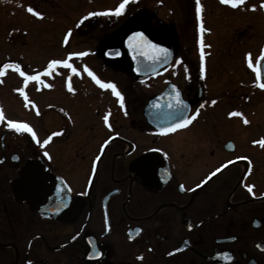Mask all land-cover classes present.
<instances>
[{
	"label": "flooded vegetation",
	"instance_id": "1",
	"mask_svg": "<svg viewBox=\"0 0 264 264\" xmlns=\"http://www.w3.org/2000/svg\"><path fill=\"white\" fill-rule=\"evenodd\" d=\"M77 1L82 6L74 24L36 26L33 21L43 18L27 8L52 14L47 0H0V15L11 16L0 29L17 37L11 40L15 47L41 42L65 49L75 40L76 46L95 42L101 49L120 45V33L135 27L170 55L157 70L134 75L122 52H100L104 64L118 57L125 74L118 79L83 65L86 55L71 57L75 73L54 66L45 74L50 60L83 51L50 52L37 70L23 62V53V60L0 61V67L18 64L28 76L39 74V82L25 85V77L6 69L13 81L0 93V264H264V147L253 143L264 139V89L247 55L255 67L264 49V0H244L235 8L200 0L199 20L196 0H129L119 16L103 13L122 0ZM85 67L116 85L123 107ZM0 80L5 84L4 76ZM122 81L129 85L125 90ZM168 86L185 105L176 107L171 124L195 118L161 134L158 126L167 121L147 119L145 108ZM149 87L155 88L150 94ZM9 119L27 123L36 139L8 128Z\"/></svg>",
	"mask_w": 264,
	"mask_h": 264
},
{
	"label": "snow or ice",
	"instance_id": "2",
	"mask_svg": "<svg viewBox=\"0 0 264 264\" xmlns=\"http://www.w3.org/2000/svg\"><path fill=\"white\" fill-rule=\"evenodd\" d=\"M222 4L230 5L232 7H237L239 5H242L244 3V0H220ZM129 3V0H122V2L114 9L110 10L109 12H105L103 14H114V15H121L122 11L125 9L126 5ZM255 7V6H253ZM261 7H264V3L261 4ZM27 11L37 18H42V14L40 12L35 11L31 6L27 8ZM201 11H202V6L200 3V0H196V16L197 19L199 20L201 18ZM97 13H88L89 16L96 15ZM201 30L203 31V26L201 24ZM137 36H143L142 33H133L132 36L129 37V47L133 52H138L140 56L144 57L145 59L153 62H157L160 59L164 58L166 59L167 57V49L161 48L159 45L153 44L151 41H146L143 43H137L133 44L132 41L134 40L135 37ZM68 42V36L66 35L64 38V43ZM86 53H69L68 58L66 59H52L48 62L47 68L45 69V74H51L49 70L53 69L54 66H63L64 68L71 69L72 72H76L77 69L73 66L72 63H70V59L73 56H83ZM248 55V67L253 69V71L256 72V78H257V84L261 89H264V83H260V78L262 74V68H261V61L264 60V49L261 50L260 57L257 58L256 60V66L254 67L252 61H251V54ZM200 60H201V65H200V73L201 76L204 74V53L201 51L200 55ZM12 68L16 72L19 73L20 76L25 77L24 83L27 85V83L30 80H36L39 82V74L34 75V76H28L26 75L25 72L21 71L20 66L18 64H9V63H4L2 67H0V76L5 75V70ZM84 71L88 73L89 76L92 77V79L96 82L97 85H99L103 89H111L112 93L118 98L121 106L123 107V96L121 93L117 90L116 85L113 83H105L102 80H100L98 77L95 76L94 73L91 72L87 67H85ZM0 83H3L2 80H0ZM51 87V85H49ZM68 90L69 91H74L72 88L71 84H68ZM15 91H18L23 97L25 101H28L27 95H25L23 88L16 89ZM213 104L216 103V101H212ZM27 103L25 104V107H27ZM177 107L178 109H183L185 107L183 101L180 99L179 93H176L175 96V104H169V107ZM203 107V105H201ZM199 112V109H197V114ZM240 115V113H230V115ZM195 118V116L192 117H184V118H178L177 121L174 124L169 125L167 129H161V134H166L167 132H174L178 128H183L186 127L187 124H190L192 120ZM105 122L107 123L108 117H104ZM5 121V114L2 109H0V123ZM244 123L247 124L248 121L245 119ZM6 126L10 129H14L15 132L17 133H29L32 135L33 139H36V134L33 131V129L24 122H17L13 120H7ZM51 139V137H49ZM44 144L48 143V140H45L43 142ZM253 143H259L261 147H264V139L260 140L259 142L254 141ZM105 144H107V141H105ZM45 156L48 155L47 152L44 153ZM99 159V157H97ZM247 159V158H245ZM231 163V161H229ZM223 167V166H222ZM221 169L217 168L215 171L219 172ZM215 173H213L214 175ZM248 191L251 193L252 192V186H247ZM131 238V237H130ZM98 254V253H97Z\"/></svg>",
	"mask_w": 264,
	"mask_h": 264
},
{
	"label": "rangeland",
	"instance_id": "3",
	"mask_svg": "<svg viewBox=\"0 0 264 264\" xmlns=\"http://www.w3.org/2000/svg\"><path fill=\"white\" fill-rule=\"evenodd\" d=\"M78 6H82V3L80 1L77 0H47L46 4H44V7L52 9V11L54 12L57 8H63L65 10L66 16H58L57 14L50 13L51 11H47V15L45 14V16H43L42 20L40 21H36L34 23H37L36 26L42 24V23H49V24H59V23H63L64 20L67 24H74L76 19L79 17V13L76 12V9H78ZM98 6V5H97ZM135 6L131 5V8L134 9ZM128 8H130V5L128 6ZM21 9V8H20ZM50 13V15H48ZM137 13V12H136ZM181 13V12H179ZM178 13V14H179ZM178 14H176V16H173V14L171 15V17H178ZM166 16V15H165ZM36 17V16H35ZM155 13L154 16H151V18H155ZM168 17V16H167ZM11 16L8 15V13H4V16L0 15V28L5 27V24H8L9 20H10ZM37 18V17H36ZM126 18V17H125ZM166 18V17H164ZM75 19V20H74ZM135 20H140L135 19ZM141 21V20H140ZM59 22V23H58ZM27 24V23H24ZM149 27H152L149 25ZM182 27V30L185 31V27L183 25L179 26V29ZM6 29V28H4ZM187 31H189V28L186 29ZM184 33V32H183ZM8 33L6 32V30L1 31L0 29V40H3V46L4 47H0V61L3 59H13V58H20V60L23 57V54L25 55V57H27V59L25 58V60L23 61L28 62L26 63V65H34L36 70L38 68L43 67L44 65V59L45 57L49 56L50 52H52V54L55 51L64 53V52H76V51H83L84 53H86V58L84 59L83 65L85 66H91V65H95L96 67L99 68V71H104L107 72V74H111V76H115L116 79L118 78H125V74H123V68L120 67L118 65V57L114 58V62L112 64H104L103 60L105 57H102V55L100 54V49L97 46V44L95 42L94 45H92L91 42H84L81 45L76 46L75 45V40L73 41L74 45H68V47H66L65 49H62L60 47H46V46H42L41 42H37L39 40V38H37V36H35V41L37 42V44L39 46H34V48L29 47V48H25V47H15L14 43L11 42L12 39H16L14 38H9V36L7 35ZM190 32L186 33V36H184V39L186 40H190V36H189ZM89 40V38H85L84 41ZM91 43V45H90ZM41 44V45H40ZM18 52V53H17ZM20 53V54H19ZM23 53V54H22ZM24 58V57H23ZM32 60H36L35 64L31 63ZM105 61V60H104ZM98 62V64H97ZM109 65V66H108ZM4 76V81L5 84L0 86V93L3 94L4 90L7 88V86H11L13 78L11 76V73L8 70H5V75ZM129 83V81H128ZM129 85L126 83V81H122V84H120L119 88H121V90H125ZM155 88H147L146 92L148 94H150L151 92L154 91ZM145 91V90H144ZM5 98H8L6 100V108L9 109L12 106V104L10 103V99L8 95L4 96ZM106 95H102L100 94V101L102 103H105L106 101ZM260 120H264V114L260 115Z\"/></svg>",
	"mask_w": 264,
	"mask_h": 264
},
{
	"label": "water",
	"instance_id": "4",
	"mask_svg": "<svg viewBox=\"0 0 264 264\" xmlns=\"http://www.w3.org/2000/svg\"><path fill=\"white\" fill-rule=\"evenodd\" d=\"M133 33H141L137 28H129L123 30L119 35L120 45H105L101 48V52L107 55H118L122 52L125 58V66L129 72L134 75H145L150 72L151 69L157 70L158 66L165 61L164 58L157 62L149 61L140 56L138 52H133L129 47V37ZM151 41L146 36H137L132 41L133 44L143 43ZM153 44L159 45L161 48L167 49V57L170 55V50L163 47L161 44L151 41ZM166 57V58H167ZM261 82L264 83V60L261 61ZM176 92L171 86H168L162 93L155 95L150 99L146 108L145 114L149 120H158L159 122H166L158 128H167L175 120V114L177 108L175 106L169 107V104H175ZM181 117L184 116V112L181 111Z\"/></svg>",
	"mask_w": 264,
	"mask_h": 264
}]
</instances>
